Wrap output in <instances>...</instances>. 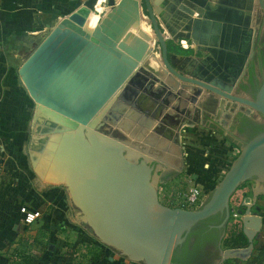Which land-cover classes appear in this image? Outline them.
<instances>
[{"label":"water","instance_id":"obj_1","mask_svg":"<svg viewBox=\"0 0 264 264\" xmlns=\"http://www.w3.org/2000/svg\"><path fill=\"white\" fill-rule=\"evenodd\" d=\"M97 1L86 0L57 23L18 69V83L62 125L53 129L56 155L46 156L57 175L52 180L65 184L78 220L132 261L171 264L174 249L199 221L219 213L223 219L215 227L223 237L233 193L247 181H264L263 131L241 146L201 207L167 206L157 192L161 165L182 169L180 133L185 121L201 123L195 106L205 91L264 117V80L254 97L237 93L259 36L252 25L254 6L264 11V0H219L215 9L209 0H172L158 13L151 0H109L91 29ZM143 13L153 39L138 35L144 33ZM183 38L206 55L183 62L182 69L167 41ZM156 47L158 71L151 68ZM244 207L238 213L249 245L222 249L218 264L246 260L253 251L263 227L262 206L255 198Z\"/></svg>","mask_w":264,"mask_h":264},{"label":"crops","instance_id":"obj_2","mask_svg":"<svg viewBox=\"0 0 264 264\" xmlns=\"http://www.w3.org/2000/svg\"><path fill=\"white\" fill-rule=\"evenodd\" d=\"M85 1L0 0V264H13V249L16 248V241L21 239L20 237L29 239L31 238L29 234L50 233L55 235L59 232L60 225L58 221L55 222V218L62 210V206L60 199H55V197L60 198L61 188L55 183H50V181H53L52 179L57 178V175L49 168L50 159L42 155L51 154L45 149L49 142L47 137L50 138L51 133L54 136L52 140L56 145L59 144L58 139L55 140L58 135L53 129L60 128L62 125L47 114L45 109H40L27 91L18 83V69L29 54L55 28L57 23L63 17L75 11ZM108 1H97L92 11L94 16V18L92 16L94 19L91 22L92 28L110 8ZM151 1L157 13L158 9L160 11L164 5V7L168 5L169 1L172 2V0ZM218 1L209 0L208 3L211 8L215 9L218 6ZM98 6H100V10ZM254 8L252 25L259 31L257 42H259L260 49L263 50L264 11L257 3ZM141 27L144 33L139 32L138 35L145 39L155 37L145 13L142 14ZM133 32L136 31L133 30ZM11 36L13 39L10 38ZM182 40L186 41L187 48L181 46ZM169 41L185 50V52L171 50L168 45L169 54L172 55L175 63L185 62L188 65L192 60L206 55L200 52L197 53L193 48V42L189 39H180L178 43L169 39L167 44H169ZM7 46L12 47V49L6 50ZM160 53L159 47H156V59H152L151 64V68L155 71L159 70ZM251 63L257 67L258 60ZM154 70L148 69L155 75ZM155 84L156 87L160 86L159 82ZM202 97L206 99L202 101ZM211 103L214 106L211 107ZM173 105H178L177 100ZM195 107L200 108L201 123L189 125L185 121L180 133L182 160L181 164L178 165H182V169L177 171L174 167L167 165H161L159 168L158 173L163 177L158 180L157 192L160 201L162 203L163 201L166 202L163 203L165 205L172 203L176 193L182 190L188 177L200 182L204 186L208 197L241 150L240 141L228 138L231 136L229 132H231V128L235 123L237 113L232 112V109L228 111V108L226 109L217 97L207 91L203 93ZM169 111L172 112V109L170 108ZM192 115L194 117L195 112ZM183 117L188 122L194 121L186 116ZM37 125L44 128L43 133H45V136H42V141L37 147L30 148L27 151L29 155L28 163L26 167H22L20 164L13 162V131L25 127L34 128ZM204 127H207L206 132L208 134L203 138H199L201 128ZM199 140L201 141L200 144ZM167 143L172 144V141L168 140ZM40 156L37 168H41V174L38 172L36 174L34 164ZM13 177L16 179L15 183H13ZM50 192H52V195ZM255 198L264 200V181H247L231 196L230 206L236 210V217H240V221L241 216L238 209H245L246 200L249 199L250 202H253ZM23 205L27 209L30 207L28 210L39 211V208L42 209L40 216L31 226L25 225L23 222L20 212ZM260 205L263 206V204ZM233 217L231 214L226 230H228ZM44 239L46 240V238ZM31 260L32 263L29 264H34V259ZM50 262L56 264L52 262V258L47 262L37 264H50Z\"/></svg>","mask_w":264,"mask_h":264},{"label":"rangeland","instance_id":"obj_3","mask_svg":"<svg viewBox=\"0 0 264 264\" xmlns=\"http://www.w3.org/2000/svg\"><path fill=\"white\" fill-rule=\"evenodd\" d=\"M99 7L100 6H98V9L100 10ZM10 38L13 39L12 36ZM8 49H12V47L9 48L7 46L6 50ZM256 49H257V53H258V49L262 52L263 54L262 62L264 63V48L263 50L260 49L259 42H257L256 44ZM25 55L23 56L24 58H25ZM178 65H181L180 67L182 69L185 68V65L182 63L180 64L178 63ZM262 79H263V76H262ZM237 93L244 94L243 92H240V91H237ZM211 94L214 95V97H217L220 103L224 104L226 109L228 108V111L232 109V112H235V114L238 113L239 111L240 112L242 111L255 118H257L258 115H260L258 114V112L250 111V109L246 106H242L235 102L229 101L223 97H220L217 94H214V93H211ZM244 96L248 97V95L246 94H244ZM204 99L206 98L205 97L201 98L202 101H204ZM212 106H214L213 103H211V107ZM258 121L264 122V117L260 115V118L258 119ZM206 128L205 127L201 128V133H199L200 134L199 138H203L204 136L208 134L206 132ZM13 132H14L13 133V162H16V164L17 163L20 164V166L22 167H26L28 163V159H29V155L27 154V151L30 148L34 149L35 147L39 145V143H41L42 138H43L42 136H45V133H43L44 128L37 125V126H34V128L25 127L22 129L21 128L14 129ZM229 133L231 136L227 135L229 136L228 138H231V140L233 139V140L238 141V137L236 134L231 133V132ZM52 137H54L52 136V133H51L50 138L47 137L49 142L45 146V149L48 151V153L50 150H52L51 149L52 146L56 145V144H52V141H53ZM245 142H239L240 146H243ZM200 143L201 141L199 140V144ZM42 156L45 157L46 155H42ZM50 156L51 155H49V157ZM40 158L41 156L35 160V164L37 165L34 164V168H35L34 172L36 174L37 172L41 174V171H40L41 168H37ZM15 182H16V179L13 177V183ZM50 183H55V185H59L61 188L60 198L55 197V199H60V204L62 206V210H60V212L55 218V222L58 221L60 225L59 232L55 233V235H52L50 233L49 234L43 233V234H38V235L29 234L31 235V238L29 239H26V238L23 239L22 237H20L21 239H18L16 241L17 242L16 248L13 249V264H29L30 263L29 259H34V264H37L39 262L40 263L47 262L51 258H52V262L56 264H142L139 262L132 261L127 256L121 254V252L118 251L117 249L112 248L102 243L101 241H99L92 233H90L87 230L86 226L78 220L79 210L73 205L71 195L69 191L66 189L65 184L61 182H54V181H50ZM50 193L52 195V192ZM163 203H166V202L163 201ZM259 203L263 204L262 214H263V221H264V200L259 199ZM176 204L177 205L180 204V199L175 196L173 198L172 203L168 204L167 206L174 207ZM22 207H24V205L21 206V208ZM38 210L39 212L42 211V209L40 208ZM231 213L233 212L231 211ZM34 223L28 226H31ZM240 229H241L240 217H233L231 218L229 228L228 230H226L225 232L226 235L224 234V236L228 237L229 231L238 232ZM43 237L46 238V240ZM256 241L258 242L264 241V233H262V230L256 235L254 239V243ZM87 245H99L101 249H103L104 257L100 262L92 260L93 256L89 248H87ZM222 249H227L224 241H223ZM48 255L50 256L49 258H48Z\"/></svg>","mask_w":264,"mask_h":264},{"label":"trees","instance_id":"obj_4","mask_svg":"<svg viewBox=\"0 0 264 264\" xmlns=\"http://www.w3.org/2000/svg\"><path fill=\"white\" fill-rule=\"evenodd\" d=\"M169 48L179 52H185L179 45L175 46L169 41ZM258 57L263 61V54L258 49ZM249 83L254 88L253 97L259 89L262 82H259L255 76L254 64L249 66ZM248 86L242 84L240 89L248 92ZM237 121L239 122V132L245 133V125L251 128V133L248 135L246 141L253 138L260 132L264 131V122H258L248 117L244 113H238ZM231 139V138H229ZM223 219L219 213L210 216L207 219L199 221L188 233L185 241L178 245L172 254L171 264H211L215 259L220 258V241L223 234V229L216 228ZM264 233V221L262 227ZM226 248H242L249 245V241L242 229L238 232L229 231L228 237L224 240ZM92 253V260L100 262L104 257V251L99 245H87ZM32 263L31 259H29ZM222 264H264V241L254 243L253 251L249 258L242 260L240 258H230L225 260Z\"/></svg>","mask_w":264,"mask_h":264},{"label":"built area","instance_id":"obj_5","mask_svg":"<svg viewBox=\"0 0 264 264\" xmlns=\"http://www.w3.org/2000/svg\"><path fill=\"white\" fill-rule=\"evenodd\" d=\"M181 46L187 48L186 41L182 40ZM175 196L180 199V204H176L174 207H180L189 210L201 207L207 199V193L204 189V186L200 182L196 181V179H193L191 177H188V179L184 183V187L182 188V190L179 193H176ZM231 211L233 212L231 214L236 217V210L232 208ZM20 212L23 216V222L27 225L34 223L40 216L39 211L28 210L25 207H22L20 209Z\"/></svg>","mask_w":264,"mask_h":264},{"label":"flooded vegetation","instance_id":"obj_6","mask_svg":"<svg viewBox=\"0 0 264 264\" xmlns=\"http://www.w3.org/2000/svg\"><path fill=\"white\" fill-rule=\"evenodd\" d=\"M255 59V60H254ZM258 60V63L256 64L257 65V67L254 65V72H255V76H256V78H257V80L259 81V82H262L263 80H264V63L260 60V58H258V56H257V49L255 48V57L253 58V60L252 61H257ZM251 61V62H252ZM250 62V63H251ZM250 66V65H249ZM262 76H263V79H262ZM248 78H249V67H248V70H247V73H246V76L241 80V82H240V84H239V86H238V91H240V92H243L244 94H246V95H248L249 97H253V92H254V88L251 86V84L249 83V81H248ZM242 84H245V85H247L248 87V92H245V91H243V90H241L240 89V87H241V85ZM255 95H256V93H255ZM238 113H244V112H238ZM238 113H237V115H238ZM245 115H247L248 117H251L252 119H254L255 121H258V119L260 118V115H258V117L257 118H255V117H253V116H251V115H248V114H246V113H244ZM259 122V121H258ZM238 126H239V122L237 121V117H236V120H235V123H234V125L232 126V130H231V133H234V134H236L237 135V137H238V141H240V142H245L246 141V139H247V137H248V135L251 133V128H249V126L248 125H245L244 126V128H245V133H240L239 132V129H238ZM152 164H154V163H152ZM158 165V163H156L155 164V166H157ZM225 232H226V229H225ZM225 232H224V234H225ZM224 235H223V237L221 238V241H220V244H219V246H220V250H219V253H221V251H222V247H223V241H224ZM220 256H221V254H220ZM220 259V258H219ZM219 259H215V260H213L212 262H211V264H218V261H219Z\"/></svg>","mask_w":264,"mask_h":264},{"label":"bare ground","instance_id":"obj_7","mask_svg":"<svg viewBox=\"0 0 264 264\" xmlns=\"http://www.w3.org/2000/svg\"><path fill=\"white\" fill-rule=\"evenodd\" d=\"M92 14L93 13H91V16H90V19H89V26H90V28H92L91 26H92V24H91V22L94 20L93 18H94V16H93V18H92ZM91 24V25H90ZM49 153H51L50 155H56V153H55V151L54 150H50L49 151Z\"/></svg>","mask_w":264,"mask_h":264}]
</instances>
